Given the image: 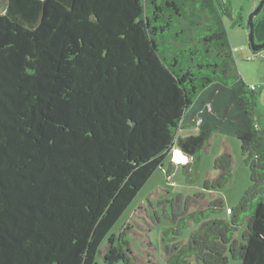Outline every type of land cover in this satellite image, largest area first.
Masks as SVG:
<instances>
[{
	"label": "trees",
	"instance_id": "16d2710c",
	"mask_svg": "<svg viewBox=\"0 0 264 264\" xmlns=\"http://www.w3.org/2000/svg\"><path fill=\"white\" fill-rule=\"evenodd\" d=\"M0 4V264H264V129L230 44V0ZM217 135L240 142L250 170L228 219L214 193L232 175L225 147L202 191L148 199L101 244L173 150L191 183ZM162 218L158 260L149 233Z\"/></svg>",
	"mask_w": 264,
	"mask_h": 264
},
{
	"label": "rangeland",
	"instance_id": "374dc122",
	"mask_svg": "<svg viewBox=\"0 0 264 264\" xmlns=\"http://www.w3.org/2000/svg\"><path fill=\"white\" fill-rule=\"evenodd\" d=\"M259 1L260 0H230L233 17L236 18L238 15H240L241 19L240 26L233 23V21L226 20L227 32L230 43L234 48V57L240 76V70H242L244 73H247L248 75L254 74L252 65L255 64L256 61H259L258 59L255 60L251 58L254 52L249 48L247 28L248 17ZM2 12L3 7L0 4V13ZM257 33L258 27H254L255 42H257ZM232 38H234L239 43H242V45H239V43L237 45L232 44ZM245 81L246 83H250V85L253 84L257 87V92L260 91V100L263 88L261 89L260 86L262 85H260L259 81H256L252 78H249ZM186 131L190 133L195 132L192 129ZM225 147L229 149L233 157L232 175L229 182L223 188L216 190L214 193L217 197H221L224 202L223 210L215 216L221 219H228V211L237 205L239 199L250 184V170L249 167L244 163V156L241 154L240 142L230 135H217L211 138L207 149L203 148L200 151L196 159L195 166L192 169L191 177L193 181L191 183L187 181L186 176L183 174L182 165L177 164L183 161V158L179 156L177 149L173 150L172 159L177 163L170 164V159L168 157L165 158L162 167L158 168L138 191L134 199L111 227L109 233L103 239L101 244H105L106 238L109 235L118 234L120 230H122L121 228L127 224V222L133 223L132 220H136L134 218V211L141 203H144L149 209L150 206L147 201L148 199L151 201L153 206L156 207V195L166 194L169 198H172L178 194L187 196L194 195L202 191V183L204 178L208 175L212 177L215 176L213 162L218 156L222 154ZM157 210L160 212V209L157 208ZM167 225V222L162 218L161 222L156 224L153 230L149 233L150 241L155 247L154 255L158 260L161 258L160 256L162 253L159 245V234ZM241 230L235 233L236 239H240ZM188 234V230H184L182 238L185 239L188 237ZM127 239H129L135 251L138 252L141 248L144 249L143 247H140L141 241L139 242L138 239L133 240L132 234H129ZM95 261V264H103L99 256H96ZM187 262V264H202L193 257H189ZM227 264H231V261H229Z\"/></svg>",
	"mask_w": 264,
	"mask_h": 264
},
{
	"label": "crops",
	"instance_id": "0c3cea01",
	"mask_svg": "<svg viewBox=\"0 0 264 264\" xmlns=\"http://www.w3.org/2000/svg\"><path fill=\"white\" fill-rule=\"evenodd\" d=\"M254 27L255 28L258 27V33L256 36L257 42L258 43L263 42L264 41V13H262L261 16L257 18V20L255 21ZM233 39L234 38H232V44L237 45L239 42L236 41L235 39L234 40ZM239 45H242V43H239ZM259 52L260 53L257 52L256 54H253V55H256V57L252 58L255 60H257V59L259 60V61H256L255 64L252 65V69H253L254 74L248 75L247 73H244L242 70H240L241 71L240 73H241V77L243 78L244 81L249 79V78H252L256 81H259L260 85H262V86H260L261 89L263 88L262 93H261L262 96L259 100L261 116L258 120V126L264 129V50H261ZM251 86L255 87V89L257 90V87L255 85L251 84ZM259 93H260V91H259ZM187 134H190V132H187L186 130H182L180 133V135H182V136L187 135ZM178 154H180L179 151H178ZM171 162L177 163L173 159H171Z\"/></svg>",
	"mask_w": 264,
	"mask_h": 264
},
{
	"label": "water",
	"instance_id": "95a60500",
	"mask_svg": "<svg viewBox=\"0 0 264 264\" xmlns=\"http://www.w3.org/2000/svg\"><path fill=\"white\" fill-rule=\"evenodd\" d=\"M263 5H264V0H260L259 3L256 5L254 10L250 13V15L248 17L247 28H248L249 48L253 52H259L262 49H264V41L260 42V43L255 42V38H254V22H253L254 18L261 11Z\"/></svg>",
	"mask_w": 264,
	"mask_h": 264
},
{
	"label": "built area",
	"instance_id": "2783aa9c",
	"mask_svg": "<svg viewBox=\"0 0 264 264\" xmlns=\"http://www.w3.org/2000/svg\"><path fill=\"white\" fill-rule=\"evenodd\" d=\"M255 57H256V55H252V57H251V58H255ZM251 87L254 89V87H253V86H251ZM179 152H180V151H179ZM179 155H180V157H181V158H183V159H184V155H183L181 152H180V154H179Z\"/></svg>",
	"mask_w": 264,
	"mask_h": 264
}]
</instances>
